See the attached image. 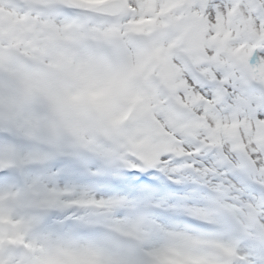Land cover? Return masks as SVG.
I'll return each instance as SVG.
<instances>
[{"label": "snow or ice", "instance_id": "snow-or-ice-1", "mask_svg": "<svg viewBox=\"0 0 264 264\" xmlns=\"http://www.w3.org/2000/svg\"><path fill=\"white\" fill-rule=\"evenodd\" d=\"M114 15L94 17L95 45L39 44L37 71L26 78L36 104L32 142L0 129V152L39 163L21 176L0 170V185L39 183L75 203L64 221L20 210L0 224V237L69 229L71 208L87 224L90 209L129 210L141 248L156 246L170 224L203 243L208 264H264V0H118ZM162 9H167L162 11ZM67 11V10H66ZM153 22L140 32L131 24ZM59 20L57 23L59 24ZM5 41L0 40V44ZM96 134L120 145L122 159L96 169L93 156L45 150L63 130ZM28 237L25 236V241ZM95 257L100 264H141L139 254L109 258L82 246L52 255ZM35 251L0 239V264H34Z\"/></svg>", "mask_w": 264, "mask_h": 264}, {"label": "rangeland", "instance_id": "rangeland-1", "mask_svg": "<svg viewBox=\"0 0 264 264\" xmlns=\"http://www.w3.org/2000/svg\"><path fill=\"white\" fill-rule=\"evenodd\" d=\"M11 1H17L19 3L28 2L30 5L45 4L50 6L52 4H66L65 0H0V40L5 41L0 44V129H6L12 133L14 137H19L21 143L32 142V127L30 116L36 110V104L33 98L29 94V84L27 81V74L37 71L36 57L33 55L35 52L40 51L39 44L53 45L57 47H68L83 42H87L95 39L99 42L101 39L114 36V33H100L97 25L89 23L83 27L68 23L59 17L45 15L40 17L38 15L26 12L20 13L11 4ZM72 2L81 5H96L97 0H72ZM167 9H162L166 11ZM153 17L141 18L134 21L131 24V30L133 32H140L153 22ZM60 21L59 24L57 21ZM74 30L77 33L74 35ZM22 58H28L32 61L30 67H26L22 63ZM105 136V141L101 142L99 136L96 134L90 135L87 140L78 139L72 129L67 128L59 135L54 148H67L71 144H77V149L83 150V152L90 151L100 152V154L106 155L112 151L113 159L115 163H119L122 159L120 152V145L114 140H110L106 137V134H100ZM45 150L51 149L47 142H43ZM105 149V150H103ZM78 152V151H77ZM80 155V153H79ZM65 156H67L65 154ZM8 159L13 162L17 167L25 165L28 169H34L39 163V157L34 153H25L23 159H18L15 155H9L4 157L0 155V166L7 167ZM6 160V161H8ZM20 176L22 175L21 172ZM14 190V189H13ZM51 189H46L39 183H24V187L21 191L25 193V201L30 203H22L24 212H28L29 209L35 207H42L41 209H47V201L51 200ZM63 192H68L62 189ZM65 200L60 202V206L68 205L71 200L70 194H66ZM49 208L56 209L54 206ZM20 215V220H23L24 216L20 214V207H17ZM34 211L31 210V213ZM123 215L119 217L109 218L107 226L117 231L119 235H131L136 238L135 233H131L129 228L132 227L133 222L128 219L126 222ZM16 222H20L19 220ZM14 222L12 227L15 228L18 223ZM0 224H4L3 221ZM9 224V222H8ZM7 224V225H8ZM15 224V225H14ZM25 230L18 232L16 236H23L26 233ZM38 247L35 249L26 247L24 248L35 251L38 255L34 258V264H51L52 255L54 249L58 248L59 241H54L51 238V234H39ZM12 241V239H11Z\"/></svg>", "mask_w": 264, "mask_h": 264}, {"label": "bare ground", "instance_id": "bare-ground-1", "mask_svg": "<svg viewBox=\"0 0 264 264\" xmlns=\"http://www.w3.org/2000/svg\"><path fill=\"white\" fill-rule=\"evenodd\" d=\"M76 33L77 30H74V35ZM77 146L78 145L71 144L68 148L67 146L65 148H54L52 145L50 147L51 150L54 152L65 153L67 155L66 158L82 157L81 155H79V153L81 154L83 150L77 149ZM76 151H78V153H76ZM0 155H3L4 157H9L8 154H5L3 152H0ZM6 160L2 162L3 163L7 162L6 163L7 168L18 170L17 166L13 162ZM105 160L110 161L111 156L105 157ZM66 194H70V192H63V195ZM25 199H26L25 193L14 191L12 189L11 184L8 186L0 185V221H3L4 223H6V225L8 224V222L13 225V222L10 220V216L16 215L18 213L17 207H20V210H23L22 203L27 204V206L30 204L27 203ZM46 203H48V205L60 204L58 200L55 199L53 191H51V200L47 201ZM114 208L118 209L119 206L114 205ZM26 210H28V207L26 208ZM59 210L62 215L68 213L67 211H65L63 207L60 206H59ZM105 210L107 214H109V212L111 211V209H105ZM119 211L126 213L129 210L126 208H119ZM92 213H94V216L92 215L90 216L88 223L89 226L94 230L98 229L99 224L106 223L110 217L105 214L99 215L96 212H91V214ZM82 215L83 213L81 209L80 208L78 209L77 207V213H74V216L80 217ZM21 216L24 215L21 214ZM77 218L76 220H73L71 222V225L77 224L79 227L82 225H86L81 223V221ZM124 220L127 222L128 216ZM16 223L19 224L20 222H16ZM65 230L66 232L64 235L57 236L56 234H54L58 237L57 238L53 234H51V238L55 239L54 241H59L58 243L61 244V246L88 247L103 253L106 257L109 258L119 257L122 254L135 255L138 253L141 260V264L143 263V261L146 260V259L143 260L144 257L148 259L149 257H151L150 261H155L157 262V264H203L204 261L206 260L205 256H203L199 251H197L199 246L202 244V241L196 240L194 243L192 238H195V236L191 232H189L186 228H183L180 225L175 226L170 224L168 230L161 234L159 238L160 242L156 246L148 247V248L140 247L141 244L143 243L142 231L138 229L135 225H133L130 228V230L134 232L136 235L140 236V246L136 250H128V247L123 245L113 246L111 242L106 240H100L99 238L98 241L94 240L93 242L87 241L85 239H78V238L74 239L72 234H70V232L67 229ZM25 236L28 237L27 241H25ZM4 239H7L9 241L12 239L11 243L23 244L26 247L33 249L38 247L39 244L38 242L39 239L37 235L31 234L27 230V227H26V233L23 234V236L18 235L14 239L5 236ZM61 246L59 245L58 247ZM52 261L53 262L51 264H100V261H98L95 257L85 256V255H75L71 252L65 253L63 256L60 257L54 256L52 258ZM105 264H108V262L106 261Z\"/></svg>", "mask_w": 264, "mask_h": 264}]
</instances>
